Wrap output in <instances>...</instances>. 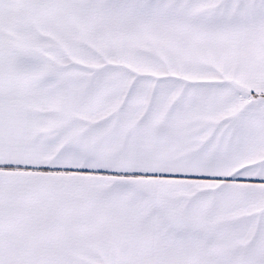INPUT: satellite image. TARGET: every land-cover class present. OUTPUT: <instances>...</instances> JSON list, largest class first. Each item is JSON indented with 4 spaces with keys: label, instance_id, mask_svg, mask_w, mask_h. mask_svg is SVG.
Segmentation results:
<instances>
[{
    "label": "snow or ice",
    "instance_id": "6c2138e0",
    "mask_svg": "<svg viewBox=\"0 0 264 264\" xmlns=\"http://www.w3.org/2000/svg\"><path fill=\"white\" fill-rule=\"evenodd\" d=\"M0 264H264V0H0Z\"/></svg>",
    "mask_w": 264,
    "mask_h": 264
}]
</instances>
